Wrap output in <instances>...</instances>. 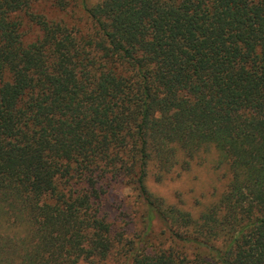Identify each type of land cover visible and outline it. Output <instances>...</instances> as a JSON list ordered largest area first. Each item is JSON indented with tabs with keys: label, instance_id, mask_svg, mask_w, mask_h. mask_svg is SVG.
Instances as JSON below:
<instances>
[{
	"label": "trees",
	"instance_id": "trees-1",
	"mask_svg": "<svg viewBox=\"0 0 264 264\" xmlns=\"http://www.w3.org/2000/svg\"><path fill=\"white\" fill-rule=\"evenodd\" d=\"M210 159L198 217L148 187ZM0 264H264V0H0Z\"/></svg>",
	"mask_w": 264,
	"mask_h": 264
},
{
	"label": "rangeland",
	"instance_id": "rangeland-1",
	"mask_svg": "<svg viewBox=\"0 0 264 264\" xmlns=\"http://www.w3.org/2000/svg\"><path fill=\"white\" fill-rule=\"evenodd\" d=\"M44 12L53 18H65L70 26L77 24L82 27L87 22V16L80 9L68 14L44 7ZM211 162V159L206 163L198 161L190 170L176 171L160 183L151 174L148 178V187L151 192L164 198L168 203L190 212L193 217H198L207 206L220 197L229 179L225 175V169L216 170ZM105 209L110 213L111 219L115 218L113 222L116 224L115 230L118 232H122L124 229L121 227L127 224L126 228L130 226L129 233L140 230L141 225L134 221L135 216L131 215V212L138 214L143 211V208L135 203L128 187L119 183L112 184ZM160 228L159 225L156 226V231L158 232Z\"/></svg>",
	"mask_w": 264,
	"mask_h": 264
}]
</instances>
